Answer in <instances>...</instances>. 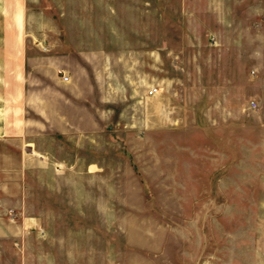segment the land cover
Returning a JSON list of instances; mask_svg holds the SVG:
<instances>
[{"label": "rangeland", "instance_id": "rangeland-1", "mask_svg": "<svg viewBox=\"0 0 264 264\" xmlns=\"http://www.w3.org/2000/svg\"><path fill=\"white\" fill-rule=\"evenodd\" d=\"M43 5L71 26L64 37L95 44V0ZM43 69L71 77L58 87L67 103L53 98L48 119L31 129L26 152L36 159L21 178L15 220H47L39 231L53 236L95 234V248L113 243L128 264H251L253 244H264V152L254 154L251 130L239 139L234 131L156 129L144 96L111 95L106 64L68 59ZM166 70L179 77L177 89L193 83L188 64ZM144 89L150 95L155 80Z\"/></svg>", "mask_w": 264, "mask_h": 264}, {"label": "crops", "instance_id": "crops-1", "mask_svg": "<svg viewBox=\"0 0 264 264\" xmlns=\"http://www.w3.org/2000/svg\"><path fill=\"white\" fill-rule=\"evenodd\" d=\"M44 2L0 0V264H128L113 243L95 248V234L53 236L39 231L47 220H15L21 178L36 159L26 152L31 129L48 119L53 98L67 103L68 91L58 87L71 81L43 65L106 64L111 95L144 96L155 106L156 129L234 131L239 139L251 130L254 154L263 153L256 145L264 146V0H95V44L64 37L71 26L48 15ZM182 63L193 83L175 93L179 77L166 66ZM149 79L152 95L144 89ZM251 264H264V244H253Z\"/></svg>", "mask_w": 264, "mask_h": 264}, {"label": "built area", "instance_id": "built-area-1", "mask_svg": "<svg viewBox=\"0 0 264 264\" xmlns=\"http://www.w3.org/2000/svg\"><path fill=\"white\" fill-rule=\"evenodd\" d=\"M214 39H215V38L212 37V40H214ZM63 80H64V81H68V80H69V76L63 74ZM154 92H155V89H150V90H149V93H150V94H154ZM252 106H253L254 108H256V107H257V103L252 102Z\"/></svg>", "mask_w": 264, "mask_h": 264}]
</instances>
